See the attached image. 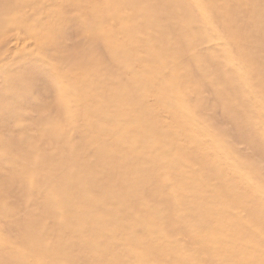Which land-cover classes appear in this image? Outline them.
Here are the masks:
<instances>
[{
	"label": "rangeland",
	"instance_id": "374dc122",
	"mask_svg": "<svg viewBox=\"0 0 264 264\" xmlns=\"http://www.w3.org/2000/svg\"><path fill=\"white\" fill-rule=\"evenodd\" d=\"M217 113L258 146L264 0H0V264H264Z\"/></svg>",
	"mask_w": 264,
	"mask_h": 264
},
{
	"label": "snow or ice",
	"instance_id": "6c2138e0",
	"mask_svg": "<svg viewBox=\"0 0 264 264\" xmlns=\"http://www.w3.org/2000/svg\"><path fill=\"white\" fill-rule=\"evenodd\" d=\"M13 87L20 92H26L32 89L33 84L30 80L22 78L15 81ZM203 112L198 111L197 116L202 115ZM181 119L185 120L189 125V130H195V132L204 138L206 141H211V137L205 129L200 126L193 125V122L188 119L183 113L180 114ZM264 121V117H261ZM227 125L229 131L221 130L220 135L215 137L218 143L221 136H229L234 144H240L242 147H247L248 151L237 153L235 157L231 153L227 155L221 154L214 145H211L212 152L215 153V160L219 167L227 170L229 180L233 184L237 185L239 190L246 193L249 197H252L259 191L261 195V207L264 208V180L261 181L259 189L253 186L252 181L256 179L257 171L261 176H264V135L261 136L258 146L256 141L252 138L250 129L252 123L248 122L247 128L233 124L227 118H220L217 113L216 126L221 128ZM212 158V157H210Z\"/></svg>",
	"mask_w": 264,
	"mask_h": 264
}]
</instances>
